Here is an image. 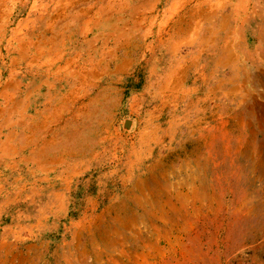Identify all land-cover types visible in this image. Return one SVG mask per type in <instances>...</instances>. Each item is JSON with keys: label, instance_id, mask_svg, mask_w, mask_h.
I'll use <instances>...</instances> for the list:
<instances>
[{"label": "rangeland", "instance_id": "obj_1", "mask_svg": "<svg viewBox=\"0 0 264 264\" xmlns=\"http://www.w3.org/2000/svg\"><path fill=\"white\" fill-rule=\"evenodd\" d=\"M32 1L8 0L0 10V60L13 54L5 50L15 45L11 32L19 20L32 33L29 20L38 7L44 20L35 35H25L24 45L34 40L53 50L44 59L46 79L58 82L53 89L40 87V101L27 120L38 109L44 139L66 124L67 132L78 129L82 138L68 144L69 155L3 173L0 264H264V148L257 146L260 134L256 139L233 126L243 109L232 99L215 101L206 81L183 84L190 89L185 100L181 84L161 93L157 84L145 88L142 53L129 70L123 62L115 66L111 47L139 12H148L151 29L140 50L159 54L157 39L169 34L171 13L178 10L173 0H39L34 7ZM97 11L104 30L91 29ZM74 15L79 22L81 16L79 25L71 21ZM55 19L49 32L47 24ZM143 32L144 27L138 35ZM53 38L55 48L47 45ZM100 45L103 62L95 52ZM258 46L249 47L250 53L258 49L239 91L263 103L264 51ZM29 72L36 74L33 67ZM75 146L92 148L82 155Z\"/></svg>", "mask_w": 264, "mask_h": 264}, {"label": "crops", "instance_id": "obj_2", "mask_svg": "<svg viewBox=\"0 0 264 264\" xmlns=\"http://www.w3.org/2000/svg\"><path fill=\"white\" fill-rule=\"evenodd\" d=\"M38 1L33 0L31 2L32 7L37 5ZM144 1L137 0L138 3H144ZM252 1H254V5L251 9L250 2L253 3ZM157 2L158 0H155V3ZM7 3L8 0H0V10L6 8ZM229 3H223L221 0H173L171 4L173 6L175 4L178 10L171 13V15L173 14V23L169 34L159 36L157 39V51L160 56L154 49H150L148 55L145 51L140 50L146 47L143 41L151 29L147 27L149 22L148 12H139L134 15L132 21H128L127 34L125 32L122 33V31L118 33L119 37L115 41L116 44L111 47L110 51L117 52L112 54L113 60L116 62L115 66L120 69L121 62H123L124 71L129 70L138 62L139 57H137L136 53H142L139 55L143 56L141 58L145 63V88L148 89L149 87L151 88L152 84H157L159 93L167 92L170 85L181 84V97L183 98L182 100H185L190 89H185L183 84L188 81L191 83L197 80L206 81L209 93L215 101L225 104L226 99H232L233 105L239 104L238 107L242 108L243 111L236 118H233V126H236L235 129L237 131H250L252 135H256V139L257 135L260 134L261 139H259V143L257 142V146L262 148L264 147V134H262L264 133V124L262 122L264 120V102L257 103L255 100H258V97L250 91L248 93L246 91L247 94L243 96L242 91H239V85L247 83L249 79L247 63L249 59L254 60V51L258 49L255 47L254 51L250 53V45L256 46L260 44L261 46V40L264 44V0H232ZM229 5L230 9L227 11L226 7ZM34 9L35 15L32 14V18L29 20L32 33L28 29L25 30L23 21L19 20L11 32L15 45L11 43V46H9L11 49L5 50V53L10 54L11 52L13 54L10 55L8 60H0V181L3 179L1 178L3 173L9 170V167L18 169L17 166L23 164L38 168L43 164H47V162L55 161L58 156L69 155L72 149L67 147L69 146L68 144L72 146L82 138L78 136V129L73 132L74 135L70 131L67 132L66 124L65 128L63 127L64 129H59L56 132V134L58 133L57 135L47 138V140L44 139L40 134L42 131H40L39 118L35 117L39 113L38 109H35L36 113L31 114L32 118L27 120L30 117V107L33 108L40 101V87L47 83L49 84V89H53L58 82L56 78L50 83L46 79L49 64L44 59L53 50L41 49L43 47L42 44L34 42V40L32 44L30 42V48L24 45L25 35H35L36 25L40 26L44 20V14L38 11L39 8L35 7ZM107 11L109 9L104 12ZM117 11L120 12L119 6ZM98 15L100 13L97 11L96 19L93 20L91 29L94 27L96 30H104L103 25L99 23L101 20ZM171 15H167V12H162V17ZM72 18L71 21H73L74 25L80 24L81 16L80 22L77 15ZM66 19L67 17H65L64 22L65 28H67ZM4 20L3 13L0 12L1 26ZM56 22L57 19L53 22L51 21V24H47L49 32ZM30 26L27 25L26 27ZM143 27V35H138V32ZM53 34L55 36V33ZM101 38L102 42L106 41L104 34L99 36V39ZM121 38H123V41ZM141 39L142 41H139ZM50 40H48L49 42L47 41V45L52 43V47L55 48L56 40L54 38ZM83 45H86V43L81 44V46ZM99 47L95 50L96 54L99 55L97 61L103 62L104 45ZM181 47L184 50L186 49L184 53L179 52ZM120 48L123 49L122 55L119 54ZM0 57L3 58L2 52H0ZM201 59L204 63H201ZM32 67L36 74L29 72ZM58 80L60 81V79ZM162 87L164 88L162 89ZM48 95L49 93L46 94V96ZM61 96L59 93L55 94V98L58 101H60ZM241 99H244L241 101L242 105L237 103ZM190 100L193 102L192 98ZM191 104L187 103L186 105L190 106ZM109 106L107 104L105 109H109ZM258 106L261 109L260 113L257 111ZM55 110L57 111L58 109L55 108ZM105 117L106 119H111L109 113ZM237 122L242 124L240 125ZM76 123L77 125L75 126L81 124L78 121ZM189 130L187 128L186 132ZM238 138L239 136H237ZM57 139H60V141ZM224 146L225 143L221 145V148ZM89 147L82 149L75 146L74 149L76 153L86 155L89 154ZM28 149L31 150L25 155L24 152ZM67 167L69 166L66 164ZM69 168L71 169L72 165ZM13 169H10V171H15ZM3 188L5 189L0 184V192Z\"/></svg>", "mask_w": 264, "mask_h": 264}, {"label": "bare ground", "instance_id": "obj_3", "mask_svg": "<svg viewBox=\"0 0 264 264\" xmlns=\"http://www.w3.org/2000/svg\"><path fill=\"white\" fill-rule=\"evenodd\" d=\"M134 7H135V6H134ZM108 9H109V8H108ZM120 9H121V8H120ZM118 14H119V13H118ZM116 24H117V23H116ZM120 25H121V24H120ZM262 33H263V32H262ZM261 35H262V34H261ZM262 36H263V35H262ZM263 37H264V36H263ZM115 44H116V43H115ZM261 45H263V47H264V44H263V41H262V40H261ZM263 47L261 46V48H262L261 51H262V52L264 51V48H263ZM261 51H260V52H261ZM249 100H250V99H249ZM251 100H252V99H251ZM248 106H249V105H248ZM256 106H257V105H256ZM251 110H252V109H251ZM249 111H250V110H249ZM251 112H252V111H251ZM250 114H251V113H250ZM246 117H247V116H246ZM238 118H239V117H238ZM238 118H237V119H238ZM253 118H254V117H253ZM240 119H241V118H240ZM263 119H264V117H263ZM245 121H246V120H245ZM233 122H234V121H233ZM246 122H247V121H246ZM262 122H263V124H264V120H263ZM237 123L240 124L239 122H237ZM253 123H254V122H253ZM234 124H236V123H234ZM241 124H242V123H241ZM241 124H240V125H241ZM248 124H249V123H248ZM255 124H256V123H255ZM236 125H237V124H236ZM244 125H245V124H244ZM250 125H251V124H250ZM259 125H260V124H259ZM260 126H261V125H260ZM235 127H236V126H235ZM239 127H240V126H239ZM255 127H256V126H255ZM249 130H250V129H249ZM251 130H252V129H251ZM247 131H248V130H247ZM261 131H262V130H261ZM249 132H250V131H249ZM258 132H259V131H258ZM261 133H262V132H261ZM262 134H264V133H262ZM258 137H259V136H258ZM253 138H254V137H253ZM245 139H246V138H245ZM257 139H259V138H257ZM237 140H238V139H237ZM239 141H240V140H239ZM258 143H259V142H258ZM258 143H257V144H258ZM225 146H226V145H225ZM254 146H255V145H254ZM238 148H239V147H238ZM262 148H264V147H262ZM236 149H237V148H236ZM234 150H235V149H234ZM238 150H239V149H238ZM241 150L243 151V148H242ZM241 150H240V151H241ZM260 150H261V149H260ZM228 151H229V150H228ZM240 151H239V152H240ZM251 151H252V150H251ZM256 152H257V151H256ZM260 152H261V151H260ZM234 153H235V152H234ZM240 153H241V152H240ZM253 153H254V151H253ZM228 154H229V153H228ZM250 157H251V156H250ZM261 157H262V155H261ZM263 158H264V157H263ZM259 160H260V159H259ZM258 162H259V161H258Z\"/></svg>", "mask_w": 264, "mask_h": 264}]
</instances>
